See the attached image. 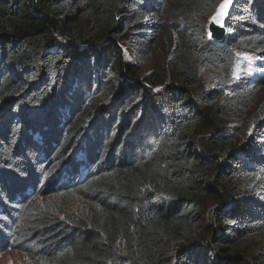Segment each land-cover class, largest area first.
<instances>
[{
    "label": "trees",
    "instance_id": "1",
    "mask_svg": "<svg viewBox=\"0 0 264 264\" xmlns=\"http://www.w3.org/2000/svg\"><path fill=\"white\" fill-rule=\"evenodd\" d=\"M222 1L0 0V254L264 264V73L234 77L264 70V0H234L220 46ZM158 47L143 76L123 60Z\"/></svg>",
    "mask_w": 264,
    "mask_h": 264
},
{
    "label": "rangeland",
    "instance_id": "2",
    "mask_svg": "<svg viewBox=\"0 0 264 264\" xmlns=\"http://www.w3.org/2000/svg\"><path fill=\"white\" fill-rule=\"evenodd\" d=\"M231 1L232 0H223L211 15H215L216 10L220 8L221 4H226L227 5L226 8L225 9L220 8L219 11L215 15V17L219 21L223 20L226 16V13H227L228 7L231 4ZM218 13H219V15H218ZM145 19H148V22L150 23L151 28L153 30H155L154 32L156 34L161 33V31L159 30V27H158V23L156 22L155 19L151 20L150 17H145ZM207 20H208V17L205 19V25H206ZM58 38H60V37H58ZM164 50H165V48L158 47L152 54H150L144 58H139L137 55H135L132 52L125 50L123 48V60L128 62V63L133 64L138 69L139 75L143 76V75L151 72L154 69L156 62L162 61L168 55L170 56V51L172 49L169 51L167 50V53ZM263 73H264L263 69L257 68L256 60H254L253 58H251L250 56H248L246 54H241L239 61H238V64H237L235 71H234V77L238 78L242 74H248L251 77H257V76H262ZM199 74H200L201 80L203 81L204 85L207 88L213 87L215 79H214V76L210 72H208L205 69H200ZM140 79L141 78H139V80ZM156 88H158V87H154V89H156ZM263 99H264V92L261 93L257 102L253 106L255 111L259 108ZM241 124H245V121L233 123V125H241ZM253 127H255V126H253ZM39 136H40V134H36V140H38V138H40ZM54 150H55V148H54ZM221 160H224V157H222ZM76 202H77L76 199H71V200H69V205L74 206L76 204ZM212 205H214V204L211 203L208 206L204 217H205L206 223H212L213 224V218H212L214 215L213 212L217 208L213 209ZM245 258H247V260L249 261V264H250V258L247 255H245ZM0 264H35V262H33L31 259H29L24 253L12 248V249H9V250L5 251L4 253L0 254Z\"/></svg>",
    "mask_w": 264,
    "mask_h": 264
},
{
    "label": "water",
    "instance_id": "3",
    "mask_svg": "<svg viewBox=\"0 0 264 264\" xmlns=\"http://www.w3.org/2000/svg\"><path fill=\"white\" fill-rule=\"evenodd\" d=\"M234 3V1H233ZM233 4L231 5L227 15L229 14L231 8H232ZM215 15H209L208 16V20L206 21V25H205V29H206V33H207V38L208 40L216 45H224L227 41L228 38V33H227V28H226V20L219 22L216 20V18L214 19ZM61 39V38H59ZM163 87H158L155 90H160ZM215 189H221L218 186H214ZM214 205H212L213 209L219 207L218 205H216L215 203H213ZM213 218V217H212Z\"/></svg>",
    "mask_w": 264,
    "mask_h": 264
},
{
    "label": "bare ground",
    "instance_id": "4",
    "mask_svg": "<svg viewBox=\"0 0 264 264\" xmlns=\"http://www.w3.org/2000/svg\"><path fill=\"white\" fill-rule=\"evenodd\" d=\"M233 1H234V0L231 1L230 6L228 7L227 13H228V11H229L231 5L233 4ZM223 3H224V2H223ZM219 9H220V8H219ZM219 9L216 10L215 15H216V13L219 11ZM227 13H226V16H225V18H224L223 20H220V21H219L217 18H216V20H218L219 22L225 21V20L227 19V17H228Z\"/></svg>",
    "mask_w": 264,
    "mask_h": 264
},
{
    "label": "snow or ice",
    "instance_id": "5",
    "mask_svg": "<svg viewBox=\"0 0 264 264\" xmlns=\"http://www.w3.org/2000/svg\"><path fill=\"white\" fill-rule=\"evenodd\" d=\"M226 6H227L226 4H221V5H220V8H221V9H225ZM218 15H219V13H218ZM215 18H216V17H214V19H215Z\"/></svg>",
    "mask_w": 264,
    "mask_h": 264
},
{
    "label": "clouds",
    "instance_id": "6",
    "mask_svg": "<svg viewBox=\"0 0 264 264\" xmlns=\"http://www.w3.org/2000/svg\"><path fill=\"white\" fill-rule=\"evenodd\" d=\"M36 134H39V133H34V139H36ZM39 139V138H38Z\"/></svg>",
    "mask_w": 264,
    "mask_h": 264
}]
</instances>
